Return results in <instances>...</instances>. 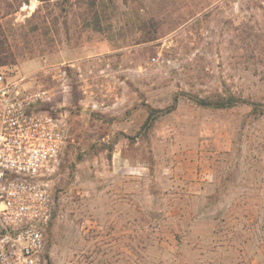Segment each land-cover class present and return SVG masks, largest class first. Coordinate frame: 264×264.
Returning <instances> with one entry per match:
<instances>
[{
	"label": "rangeland",
	"instance_id": "rangeland-1",
	"mask_svg": "<svg viewBox=\"0 0 264 264\" xmlns=\"http://www.w3.org/2000/svg\"><path fill=\"white\" fill-rule=\"evenodd\" d=\"M100 2L99 25L88 0L3 20L0 69L68 128L44 264H264V116L193 100L264 104V0ZM148 107L173 110L145 131Z\"/></svg>",
	"mask_w": 264,
	"mask_h": 264
},
{
	"label": "built area",
	"instance_id": "built-area-1",
	"mask_svg": "<svg viewBox=\"0 0 264 264\" xmlns=\"http://www.w3.org/2000/svg\"><path fill=\"white\" fill-rule=\"evenodd\" d=\"M25 79L0 69V264H44L69 139L65 120L41 109L50 90Z\"/></svg>",
	"mask_w": 264,
	"mask_h": 264
},
{
	"label": "trees",
	"instance_id": "trees-1",
	"mask_svg": "<svg viewBox=\"0 0 264 264\" xmlns=\"http://www.w3.org/2000/svg\"><path fill=\"white\" fill-rule=\"evenodd\" d=\"M30 0H0V66H6L9 64H15L17 59L13 52L11 40L6 33L5 26L3 24V20L7 17L16 14L21 10V8L29 3ZM42 3H45L47 0H40ZM50 3V0H48ZM100 0H88V8L90 12L89 15L92 16L93 23L95 25H99L100 16H99V7H100ZM62 5V4H61ZM65 5L72 6L71 0H65ZM63 9L66 10L64 4L62 5ZM40 12V9L36 11V13L32 16L35 18L36 14ZM31 19L29 20V22ZM47 22V19L44 20V23ZM188 22V21H186ZM186 22L182 23L181 25L185 24ZM39 26L33 28V30H37ZM194 102L200 106L207 109L213 110H227L233 109L235 107L240 106H248L251 108V113L255 117L264 116V104L261 102H257L250 98H244L242 96H238L233 93H219L214 92L210 94V96L206 97H194ZM149 108V116L143 126L144 130H149L152 126L155 125L156 120L165 113H170L173 110L172 108H167L165 110L155 109L152 107ZM61 171V169H60Z\"/></svg>",
	"mask_w": 264,
	"mask_h": 264
},
{
	"label": "crops",
	"instance_id": "crops-1",
	"mask_svg": "<svg viewBox=\"0 0 264 264\" xmlns=\"http://www.w3.org/2000/svg\"><path fill=\"white\" fill-rule=\"evenodd\" d=\"M124 158V157H123ZM122 157H121V155H118V159L117 160H122L123 159ZM124 161H126L127 160V158H124L123 159ZM134 167V166H133ZM124 169L125 168H120V172L121 173H123V171H124ZM137 169V168H136ZM146 169V168H145ZM186 171H187V173H188V176H193L194 174V172L196 171V169H195V167L193 166V165H188V167L185 169ZM130 174H132L133 176H132V178H130V179H138V177L137 176H135V175H140V174H137V172H129ZM134 185H130V184H127V185H125L124 187L122 186V191H121V193L124 191V193L126 192V193H130V194H132V196H133V198H138V194H136L137 193V189H138V187H137V185H136V182L134 181V183H133ZM195 184H197V185H199L198 183H195ZM118 190H119V186H117V192H118ZM135 194V195H134ZM122 197H123V195H122ZM122 201H124L123 199H122ZM134 201H136V200H134ZM132 202L134 205L136 204L135 202ZM125 202V201H124ZM117 203H119V200L117 201ZM125 205H127V204H125V203H123V202H121L120 203V205H119V208L120 209H123L124 207H125ZM128 206H129V204H128ZM136 206H138V204L136 205Z\"/></svg>",
	"mask_w": 264,
	"mask_h": 264
}]
</instances>
